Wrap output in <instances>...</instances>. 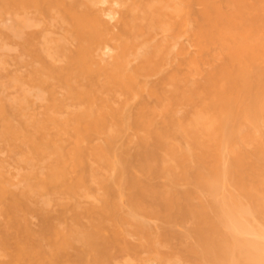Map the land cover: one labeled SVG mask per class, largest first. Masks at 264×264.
I'll use <instances>...</instances> for the list:
<instances>
[{"label": "bare ground", "instance_id": "bare-ground-1", "mask_svg": "<svg viewBox=\"0 0 264 264\" xmlns=\"http://www.w3.org/2000/svg\"><path fill=\"white\" fill-rule=\"evenodd\" d=\"M1 34L0 264H264V0H0Z\"/></svg>", "mask_w": 264, "mask_h": 264}, {"label": "rangeland", "instance_id": "rangeland-1", "mask_svg": "<svg viewBox=\"0 0 264 264\" xmlns=\"http://www.w3.org/2000/svg\"><path fill=\"white\" fill-rule=\"evenodd\" d=\"M114 4V3H113ZM98 5V4H97ZM98 9L100 10V12H101V14H102V20L105 22V23H107V25H109L110 26V28H113V30L115 31L116 29H117V23L119 22V13H120V7H118V5H116V4H114V5H112V3H111V5H110V3H107V2H104L103 4L102 3H100L98 6ZM10 18V17H9ZM5 21V24L3 23ZM7 23H10V19H9V21H8V16H5L4 17V19H3V21H2V23L1 24H3V25H8ZM3 25H1L2 27H4ZM36 27V28H35ZM39 27V28H38ZM53 27V35H54V33H57L59 30H58V28H56V27H54V26H52ZM52 27H50V28H52ZM34 28V29H33ZM40 28H41V30H42V26H32V28H29L28 30H29V32L30 31H32L33 30V32L36 30V32H40L41 30H40ZM4 29V28H3ZM56 29H57V31H56ZM5 30V29H4ZM39 30V31H38ZM54 30H55V32H54ZM50 31H51V29H50ZM49 31V32H50ZM4 32V31H3ZM2 32V33H3ZM6 32V31H5ZM4 32V33H5ZM33 32H31V33H33ZM35 32V33H36ZM60 32V31H59ZM28 33V32H27ZM61 33V32H60ZM50 34H52V33H50ZM57 34H59V33H57ZM3 34H1V38H0V43H2V40H3V37L5 36V34H4V36H2ZM60 35V34H59ZM58 35V36H59ZM4 39H5V37H4ZM5 42V41H4ZM10 43V44H9ZM9 46H8V49L7 48H4V49H0V54H2V56H3V58H5L6 60H4V61H6V64H5V67L3 68V69H5V71L4 72H8V73H15L16 71L15 70H17L18 69V71L20 70V72L22 71L23 73L25 72V70H27V68L26 67H23V66H21V67H19L20 65L19 64H17L16 65V62H17V57H20V47H19V45L16 43H12V42H10L9 41ZM12 44V45H11ZM185 44H186V42H185ZM13 45H15V46H13ZM16 47V48H15ZM11 48V49H10ZM16 49H17V51H16ZM3 50L6 52H4L3 53ZM103 53H102V57H104V59H106V58H108V56H109V54H110V49L109 48H106V49H104L103 51H102ZM1 56V55H0ZM170 69V68H169ZM168 69V70H169ZM15 71V72H14ZM17 71V72H18ZM21 72V73H22ZM158 78V79H157ZM158 80H160V78L157 76V77H152L150 80H149V82H154V84H155V82H157ZM159 82H157V84H158ZM38 103V109H37V104ZM36 104H35V106H36V109L37 110H39V108H40V101H38V100H36ZM131 105H133V106H135V103H133V104H131ZM130 105V106H131ZM132 107V106H131ZM4 150V151H3ZM0 163H2L3 162V164H4V166H2V167H5L3 170L5 171V173H6V175H8L7 177H9L10 179H11V181H12V183L15 185V183L18 181V177H17V175L19 174V171H21L20 170V168L18 169V166L12 161V159L10 158V156H9V154L8 153H6L7 151L2 147V145L0 144ZM2 153V154H1ZM4 153V154H3ZM9 160H8V159ZM1 159H2V161H1ZM13 164H15L14 166H13ZM1 165V164H0ZM15 166H17V167H15ZM8 172V173H7ZM18 184V183H17ZM16 184V185H17ZM13 185V186H14ZM17 187V186H16ZM15 188V187H14ZM51 210L53 211V212H57L58 210H59V207H57V206H54V207H52L51 208ZM34 218V219H33ZM3 222H5V218H4V216H2L1 214H0V223H3ZM153 224L154 223H156L155 221H151ZM37 223V224H36ZM30 225L34 228V227H36V225H38V220H37V218L35 217V216H31L30 217ZM178 230L180 231H182V228H178ZM130 239H133V240H130L132 243H135L136 244V242H135V239H134V237L132 236V237H130ZM134 241V242H133ZM136 241H137V238H136ZM143 255V254H142ZM141 255V256H142ZM147 255V256H146ZM146 256V257H145ZM148 256H149V258H148ZM143 258H145L143 261L142 260H130V261H124L123 260V264H136L137 263V261H138V263L139 264H144V263H146V264H155V258L154 257H152V256H150V255H148V254H146V253H144V255L142 256V259ZM146 258H147V260H146ZM151 258V259H150ZM122 258H118L117 259V262H116V264H122V262L120 261ZM131 261H133V262H131ZM136 261V262H135ZM147 261V262H146ZM150 263H149V262ZM125 262V263H124ZM128 262V263H127ZM137 263V264H138ZM156 264H159V262H158V260L156 261ZM162 264V263H161ZM164 264H167V263H164ZM169 264V263H168Z\"/></svg>", "mask_w": 264, "mask_h": 264}]
</instances>
